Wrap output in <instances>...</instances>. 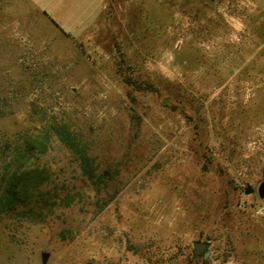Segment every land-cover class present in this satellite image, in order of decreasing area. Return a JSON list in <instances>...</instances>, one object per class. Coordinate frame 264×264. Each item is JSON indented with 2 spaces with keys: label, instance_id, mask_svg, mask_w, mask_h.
<instances>
[{
  "label": "rangeland",
  "instance_id": "rangeland-1",
  "mask_svg": "<svg viewBox=\"0 0 264 264\" xmlns=\"http://www.w3.org/2000/svg\"><path fill=\"white\" fill-rule=\"evenodd\" d=\"M260 183L264 0H0V264H264Z\"/></svg>",
  "mask_w": 264,
  "mask_h": 264
},
{
  "label": "trees",
  "instance_id": "trees-1",
  "mask_svg": "<svg viewBox=\"0 0 264 264\" xmlns=\"http://www.w3.org/2000/svg\"><path fill=\"white\" fill-rule=\"evenodd\" d=\"M149 87L148 89L153 91L154 88H152L151 86H147ZM29 177L26 176V178H24V174H20V173H14L13 174V180L12 182L9 184V188L6 190L7 192V201L9 204H15L16 202L20 201V196L22 194H26L27 192H29V190L31 189V183L28 182Z\"/></svg>",
  "mask_w": 264,
  "mask_h": 264
},
{
  "label": "water",
  "instance_id": "water-1",
  "mask_svg": "<svg viewBox=\"0 0 264 264\" xmlns=\"http://www.w3.org/2000/svg\"><path fill=\"white\" fill-rule=\"evenodd\" d=\"M253 192L252 188L247 185L245 190V195H249ZM257 194L260 199H264V183H260V185L257 188ZM208 242H202V241H194L192 243L193 250H194V257H201L205 254L207 248H208ZM47 260V254L41 255V262L42 264H45Z\"/></svg>",
  "mask_w": 264,
  "mask_h": 264
}]
</instances>
